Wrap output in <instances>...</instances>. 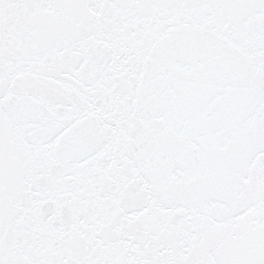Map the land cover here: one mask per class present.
<instances>
[{"label": "snow or ice", "instance_id": "snow-or-ice-1", "mask_svg": "<svg viewBox=\"0 0 264 264\" xmlns=\"http://www.w3.org/2000/svg\"><path fill=\"white\" fill-rule=\"evenodd\" d=\"M0 264H264V0H0Z\"/></svg>", "mask_w": 264, "mask_h": 264}]
</instances>
